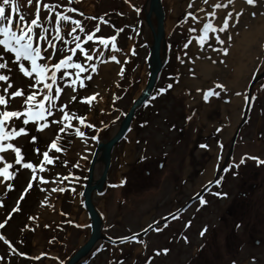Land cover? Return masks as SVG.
Listing matches in <instances>:
<instances>
[{"label": "rangeland", "instance_id": "1", "mask_svg": "<svg viewBox=\"0 0 264 264\" xmlns=\"http://www.w3.org/2000/svg\"><path fill=\"white\" fill-rule=\"evenodd\" d=\"M147 1L90 0L92 8L87 9L83 0H40L39 19L33 27L34 46L39 42L51 55L52 60L46 63L70 55L85 69L57 70L58 77L65 70L69 76L58 80L62 93L53 102L57 106L51 115L24 124L25 109H39L35 101L46 94L42 85L50 80L37 83L34 73L32 77L24 76L18 71L14 54L0 57V63L7 65L0 69V75L8 76L7 81H0V95L8 101L0 105V111L21 113L2 121L8 136L0 144L19 147L22 156L21 162L16 163L12 150H0V155L5 156L0 167L8 163V172L15 173L7 180L0 174V235L4 237L0 239V264H65L89 238L90 219L83 206L82 191L90 160L97 144L108 141L116 132L149 79L153 36L145 23ZM44 3L52 7V12L43 8ZM191 3L189 7V0H162L165 65L151 96L136 112L128 133L112 152L104 189L93 193L94 205L104 222L103 233L113 240H125L167 216L176 214V218L172 216L166 228L150 232L137 243L117 245L101 241L82 264H264V163L251 158L264 161V77L254 83L264 70V54L257 70L248 74L251 80L245 87L243 104L235 108L231 133L226 136L220 127L225 104L219 99L208 105L204 120L199 122L200 113L190 110L188 91L178 86L183 45L192 36L188 27L192 17L187 13L197 16L207 4L202 0ZM197 8L203 11L197 12ZM36 9V0H11L5 15L13 16L12 27L16 30L36 17ZM56 12L72 18L56 25L66 45L54 32ZM21 16L24 19L17 25ZM152 19L155 25L156 20ZM76 20L80 27L72 23ZM65 29L72 34H65ZM89 34L91 39L84 40ZM96 37L115 40L101 43ZM113 42L118 50L112 48ZM75 43H80L85 52L77 49L69 53L67 49L74 48ZM111 55L116 57L117 72L103 78L101 69ZM20 63L31 69L30 62ZM93 64L96 71H92ZM98 75L103 78L100 89L96 83ZM32 84L36 87H30ZM161 88L165 91L160 92ZM18 90L22 95L11 97ZM103 90L107 99L101 106ZM33 92L38 93L34 100L23 103ZM72 96L76 98L73 100ZM88 96H93L90 102L81 99ZM47 106L45 101V109ZM64 111L71 119L61 122ZM228 113L231 111H227V116ZM76 117H83L85 123ZM37 124L46 126L38 130ZM20 127L25 128V133L12 136ZM60 128L66 130L61 132ZM77 128L83 137L76 135ZM53 140L55 148L50 147ZM44 152L52 163L44 161ZM28 163L33 165L34 175L33 169L26 167ZM101 171V164L96 165V179ZM215 180L220 183H213ZM8 184L12 187L8 188ZM60 188L63 191L56 190ZM201 192L206 203L201 204L199 198L188 204ZM217 192L226 195L217 196Z\"/></svg>", "mask_w": 264, "mask_h": 264}, {"label": "bare ground", "instance_id": "2", "mask_svg": "<svg viewBox=\"0 0 264 264\" xmlns=\"http://www.w3.org/2000/svg\"><path fill=\"white\" fill-rule=\"evenodd\" d=\"M215 2L216 0H210L206 4L205 10L197 15L200 17L199 21H193L192 18L189 19V29L195 28L197 31H191V38L184 42L187 47L183 45L184 52L180 57L178 86L180 89L188 91L190 110L200 113L199 122L204 120L205 116L203 115L207 113L209 104H213L217 99L223 102L225 106L220 127L228 136L235 123L231 122L235 114V108L238 104H243L245 87L251 80L248 74L252 70H257V66L260 65L264 54V6H261V0H258L256 5H248L245 0H233L232 4H227V0H221L226 5V10L216 9L217 15L213 23L218 25L222 15L232 12L233 15L229 18V27L225 32L217 31L214 34L209 31V38L205 41L204 46L201 47L196 43L195 37L200 34L201 21L206 22L208 19H212L211 17H206L204 13L211 11V6ZM83 3L87 9L92 8L90 0H83ZM241 9H243L242 12ZM235 12H241V15L236 17ZM253 12H255V15H252ZM216 35L220 36L224 44L216 41ZM229 35L231 36L230 41L228 39ZM224 47L228 48L227 53L220 51ZM107 63L101 69L103 78L115 75L117 72L116 61L110 60ZM263 67L264 63H261V68ZM102 79L100 75L96 77L99 89L102 87ZM217 85H223V88H219ZM144 87L143 85L142 89ZM206 89H212L213 92H218L219 95H209L208 100L205 101L203 94ZM236 93H239V95ZM101 94L102 97L99 103L102 106L105 104L107 94L105 90ZM227 111H231L228 116ZM207 171L209 172L208 176H210L212 166H209Z\"/></svg>", "mask_w": 264, "mask_h": 264}, {"label": "snow or ice", "instance_id": "3", "mask_svg": "<svg viewBox=\"0 0 264 264\" xmlns=\"http://www.w3.org/2000/svg\"><path fill=\"white\" fill-rule=\"evenodd\" d=\"M203 3H207V0H202ZM233 0H227V4H232ZM11 0H2L0 2V57H3L4 55H11L14 54L15 61L18 62V71L23 73L24 76L32 77L33 73L35 74V80L37 83H41L44 80H50L49 83H43V88L46 90V94L43 96L42 99L35 101L40 107L38 110H33L31 108L25 109L26 116L24 118V124H27L29 120H36L38 118H42L44 115H51L52 110L56 108V104L53 103L56 101L62 93V88L60 86H57L58 80H63L64 77L69 76V72L67 70L63 71L62 75L58 77L57 70L59 69H68V68H75L79 71H85V69L82 67L81 63L74 62L72 60V57L70 55H64L58 62L55 63H46L45 61H51L52 57L51 55H48V52H45L44 49L41 48L39 42H37L34 46L33 44V27L37 26V21L39 19V9H40V0H36L37 9H36V17L31 20L29 24H27L24 27H19L16 30H13V16L12 15H5L6 8L10 5ZM27 3H31V0H27ZM245 3L248 5H256L258 3V0H245ZM189 7H192L191 0H189ZM261 6H264V0H261ZM212 10L207 11L204 13L206 17H211L212 19H208L206 22L201 21L202 27L199 28V35L195 37L196 43L199 44L201 47L204 46L205 41L209 38L208 32L211 31L212 33L219 32H225V30L229 27V18L232 17V12H227L225 15H222L221 20L219 21V24H214L213 20L216 18V9H221L222 11L226 10V5L221 2V0H216L215 3L212 4ZM43 8L48 10V12H52V7L48 3L43 4ZM75 11V9H73ZM137 12H139V9H136ZM203 11L201 8H197V12ZM243 9H241V12ZM241 12H235V16L239 17L241 15ZM188 16H191L193 21H199L200 17L196 16L195 14L189 12L187 13ZM252 15H255V12L252 13ZM24 17L21 16L20 20L16 21V24L19 25L21 21H23ZM48 17H45V20H47ZM72 18L68 15H64L62 12H56L55 13V21L53 22L54 25V32L56 34V38L61 40L64 45L67 44V41L63 39V36L61 35V29L60 27L56 26L59 24V22H68ZM73 24L76 25V27H80V22L78 20L72 21ZM75 29H72V32H74ZM81 31L83 29L81 28ZM190 31L195 32L197 29L193 28L190 29ZM43 29L40 30V35L43 36ZM65 34L71 35L72 33H69L67 29H65ZM91 39L90 34L84 36V40ZM96 39L100 40L101 43H106L107 40H115V37H96ZM216 41H218L220 44H224V41L220 38L219 35L215 36ZM229 41L231 40V36H228ZM184 47H187V44L184 45ZM211 47V45H209ZM112 48L116 49V44L112 43ZM79 49L81 53L85 52L84 48H81L80 43H75L74 48H68L67 51L69 53H74ZM118 50V49H116ZM48 51H51L49 49ZM63 51V48L61 49ZM220 51L227 53L228 48L224 47L221 48ZM88 59H92L91 56H88ZM110 60L115 61L116 57L110 56ZM179 59V57H178ZM30 62L31 69L25 67V63H20V61ZM39 61V62H38ZM86 62V61H85ZM7 65L4 63H0V69L5 68ZM92 71H96L97 66L95 64L91 65ZM8 76L6 75H0V81H7ZM72 84H75V81L72 82ZM10 86V85H9ZM55 86V87H54ZM83 87V83L80 85ZM30 87L35 88L36 85L32 84ZM168 87H171V85H168ZM219 88H223V85H217ZM54 90V91H53ZM74 91V87L72 88ZM5 92H7V89H4ZM165 89L161 88L160 92H164ZM199 91V89H198ZM239 95V93H236ZM11 97H16L18 95H22V93L18 90L16 92H12ZM38 95V93L33 92L27 96V99L23 101V103H31L35 96ZM209 95H219L218 92H213L212 89H206L203 94V99L205 101L208 100ZM75 96H72L71 99H75ZM254 99V97H252ZM82 100L91 101L93 99V96L88 97H82ZM247 99V97H246ZM45 101H48L47 109H45ZM8 101H6L5 97L3 95H0V105H5ZM61 108H63V105H61ZM21 113L19 111H0V140L7 138L8 133L4 131V124L2 121L6 120L9 117H17L20 116ZM71 117L69 116V113L67 111L63 112V116L61 117V122L70 120ZM80 121V123H85V120L83 117H76ZM55 123V122H54ZM46 125L45 124H37L36 127L38 130H42ZM71 125H66V127H70ZM66 128H60L59 131L63 132ZM25 128L20 127L18 132L13 131L12 136H16L20 133H25ZM219 131V129H217ZM76 135L83 137L84 133L81 132L78 128L76 129ZM32 141H35L37 138L33 136ZM93 140L96 139L95 136L92 137ZM50 147H57L56 141L53 140ZM201 147H207V145H201ZM3 149H10L15 153V162L20 163L22 156H21V149L19 147H15L11 143L7 144H0V150ZM58 151L61 149L57 148ZM38 151V149H37ZM44 161L47 163H52V158L48 156L47 152L43 153ZM143 158V157H142ZM252 159H256L258 163H264V161H260L258 157H251ZM5 160L4 155H0V161ZM241 162H243V157L241 158ZM65 163H67L65 161ZM10 167V164L5 163L3 167H0V174H3L4 179H9L12 175L15 173L8 172V168ZM29 169H33V175L35 174V169L31 163H28L26 165ZM43 167L41 166V171H43ZM227 171V169H225ZM235 175V173H233ZM41 180H43V177H40ZM213 183L219 184V180L212 181ZM123 183V180L121 181ZM8 188H11L12 185L8 184ZM29 187H31V183H29ZM57 191H63L62 188L56 189ZM27 191V188L25 189ZM217 196H223L226 195V193H215ZM43 203V202H42ZM200 203L204 204L206 201L203 199V197H200ZM18 209H13V211H17ZM9 215H11L9 213ZM32 219V217H30ZM6 222V221H5ZM0 227H3V223H0ZM203 234V232L201 233ZM134 238V237H133ZM0 239H4L2 235H0ZM127 239V238H125ZM162 251H167V249H164ZM23 255V253H21ZM43 255V253L41 254Z\"/></svg>", "mask_w": 264, "mask_h": 264}, {"label": "water", "instance_id": "4", "mask_svg": "<svg viewBox=\"0 0 264 264\" xmlns=\"http://www.w3.org/2000/svg\"><path fill=\"white\" fill-rule=\"evenodd\" d=\"M145 23L147 27L150 29L153 36V44L150 46V56L148 60L149 66V79L144 87L142 93L134 100L130 109L126 113L123 120L120 122L118 129L113 134V136L106 142L100 141L95 148L93 156L90 160V164L88 166L87 172V180L85 183V187L82 191L83 198V206L87 212V215L90 219V236L87 241L79 247V249L66 261L65 264H82L87 256H90L94 248L101 242H109L111 244H121V240L114 241L107 237L103 233L104 222L98 212L96 206L93 202V193L101 192L104 189V184L108 177V171L112 162V152L115 146L126 136L128 133L130 126L133 122V119L136 115V112L143 106V104L148 100L151 96L155 86L157 85L159 75L165 65L166 62V40H165V11L162 4V0H148L147 5L145 6ZM155 18L156 24L152 21V18ZM264 77V70L261 72L259 76L254 80V83L258 82ZM251 98L248 103V107L245 112V116L248 114V110L250 107ZM242 125V124H241ZM237 137V132L232 139V147L233 149L235 140ZM231 153V152H230ZM100 163L102 165V171L99 178L94 177L95 167ZM204 191V190H203ZM192 198L188 204L196 201L200 198V195ZM187 204V205H188ZM182 211V209H181ZM180 213V212H178ZM174 214L173 216H175ZM172 216L163 220V223L169 221ZM143 235L139 234L138 236ZM132 238L127 239L126 241H130Z\"/></svg>", "mask_w": 264, "mask_h": 264}, {"label": "flooded vegetation", "instance_id": "5", "mask_svg": "<svg viewBox=\"0 0 264 264\" xmlns=\"http://www.w3.org/2000/svg\"><path fill=\"white\" fill-rule=\"evenodd\" d=\"M172 215V214H170ZM167 217H170V216H167ZM176 218V216H174ZM173 217V218H174ZM166 219V218H162L161 220L157 221V222H153L151 223L149 226H147L146 228H144V230H142L141 232L137 233V234H132L130 235L129 237L131 236H135V235H138V234H143V235H140L139 237H136L134 238L132 241H130V243H133V242H138L137 240L138 239H141L145 236H147L150 232H153L154 230L156 229H159V228H166L167 227V224L170 223L171 219L169 221H166L165 223L161 224L163 222V220ZM174 220V219H173ZM162 221V222H161ZM166 226V227H165ZM128 238V237H127Z\"/></svg>", "mask_w": 264, "mask_h": 264}, {"label": "trees", "instance_id": "6", "mask_svg": "<svg viewBox=\"0 0 264 264\" xmlns=\"http://www.w3.org/2000/svg\"><path fill=\"white\" fill-rule=\"evenodd\" d=\"M125 258H126V257H125ZM125 258H124V259H125Z\"/></svg>", "mask_w": 264, "mask_h": 264}]
</instances>
